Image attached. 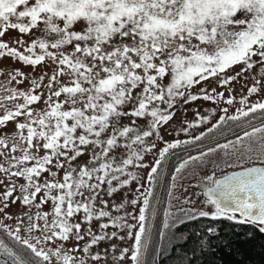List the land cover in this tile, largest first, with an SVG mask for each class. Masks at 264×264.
<instances>
[{"label": "snow or ice", "instance_id": "6c2138e0", "mask_svg": "<svg viewBox=\"0 0 264 264\" xmlns=\"http://www.w3.org/2000/svg\"><path fill=\"white\" fill-rule=\"evenodd\" d=\"M33 30L42 35L25 45L20 35H31ZM12 31L20 35L5 41L3 38ZM13 44L25 48L21 51ZM0 58L28 66L40 65L48 58L57 66L47 84L50 95L44 100L46 111L34 113L31 108L43 98L35 92L41 87L35 80L29 91L0 84L4 92L0 96V186L4 188L0 192V213L17 200L37 209L34 216L25 213L28 224L23 230L27 237L20 235L22 220L14 229L7 224H0V228L36 258L35 264H99L103 257L90 250L101 241L117 237L118 232L100 235L90 225L108 218V222L98 224L99 229L111 225L126 230L134 240L132 264H143L141 249L146 244L142 238L151 190L139 192L138 187L137 198L121 199L119 203H110L104 197H114L130 183H139L137 173L128 169L149 167L143 163V153L151 152L155 144H147L145 138L154 133L159 137L158 127L173 118L168 109L174 107L175 98H182L184 103L224 98L222 92L211 94L215 88L211 92L201 88L202 96L189 89L209 78L228 85L243 72L254 71L255 66H259L261 78L247 89L248 94L264 89V0H0ZM235 67L240 71L229 75ZM14 71L5 75L9 82L19 84L17 77L23 73ZM60 77L68 78L70 84ZM233 102L234 98L226 100L229 105ZM239 103L248 104L247 97ZM158 104L167 107L162 109ZM223 111L227 113L228 109ZM258 111L264 114V100L250 104L247 110L238 108L239 115L220 116L219 120L236 121ZM148 117L147 130L139 129L135 119L132 126L122 123L124 118ZM202 119L207 122L208 118ZM9 124L13 125L10 134L4 131ZM257 134L264 141V123L245 131L235 143ZM181 143L191 141L176 140L159 150L160 159L147 173L149 181L165 154ZM231 144L217 147L228 149ZM122 148L127 155L118 159ZM214 151L210 148L201 156H190L175 173ZM60 171L63 175L57 178ZM42 173L53 179L39 182ZM172 179L175 181L177 175ZM206 179L211 186H204L206 199L199 202L201 206L197 208L196 202L185 199L183 204L192 207H181V213L191 220L209 218L252 225L264 234V167H246L222 179L211 175ZM17 188L20 196L13 198ZM48 202L51 212L41 211ZM129 204L138 207V216L126 211ZM113 211L124 214L112 215ZM126 217L136 223H129ZM85 223L89 227H83ZM207 232L217 237L216 227H209ZM219 243L222 249H230L233 241L220 238ZM199 245L202 250L210 249L211 240L202 238ZM0 250L12 258V264H32L31 259L17 255L3 241ZM128 252V248L122 249L118 259H125Z\"/></svg>", "mask_w": 264, "mask_h": 264}, {"label": "rangeland", "instance_id": "374dc122", "mask_svg": "<svg viewBox=\"0 0 264 264\" xmlns=\"http://www.w3.org/2000/svg\"><path fill=\"white\" fill-rule=\"evenodd\" d=\"M18 35H20L18 32L12 31L9 32L3 39L5 41L14 40ZM40 35H42V33L33 30L31 35L23 34L20 35V38L25 41L26 45L30 44L31 39ZM25 45L13 44L12 46H15L19 50L23 51ZM35 52L40 54L39 49H36ZM56 67L57 66L48 58L37 66H28L24 65L22 62H17L16 60L0 58V84H3L7 88H16L19 91H29L34 88L32 81L35 80L36 83L41 86L40 88L35 89V92L42 94L43 98L41 101L33 104L31 108L34 110V113H39L42 110L46 111L48 108L44 103V100H46L50 95V92L47 89V84L49 83V78L53 75ZM17 69L23 73V75L17 77V79L20 80V83L16 84L15 82H9L5 74L7 72L15 74L14 70ZM238 71H240V68L235 67L229 75H235ZM41 76L44 77L43 80L40 79ZM260 78V68L259 66H255L254 71L248 70L243 72L241 76L237 77L236 80L231 81L228 85H220L216 80L209 78L207 82H201V84L189 89L192 94L202 96L200 93L201 88H205L209 92H211L212 88H215L216 92L211 94L216 96V93L222 92L224 93V98L217 97L216 100H204L202 98H198L197 100L189 101L188 103H184L182 98H175L176 102L174 107L168 109V111L172 112L173 118L168 123H162L158 127L157 131L159 132V137H157L154 133L153 136L145 138V142L147 144H155V148H153L151 152L143 153V163L149 165V167L135 168L130 166L128 169V171L137 173L139 183H130L120 193L115 194L114 197H104L109 200L110 203H119L121 199L130 200L137 198L139 196V192H145L150 189L152 195L147 197L149 200V206L145 212L146 232L162 167L166 161L165 172L158 198L157 211L155 214L157 222L156 234L153 235L151 239L153 246L166 239L174 238L176 233H174L173 227L180 221L188 219V217L181 213L179 209L181 207H192V205H184L183 200L189 199L196 202L195 206L197 208L201 206L199 202L206 198L203 196L202 191L198 188V184L210 185L206 179L207 176L211 175L215 178L230 170L241 169L251 165L264 166V163H262V161H264V147H262L264 141H261L260 134H257L252 138H244L240 144L235 143L237 138L242 137L245 131L250 132L252 127H260L262 123H264V114L258 111L257 113H250L248 117H241L236 121L225 119L221 122L219 120L220 116L239 115L237 112L238 108L243 107L247 110V107L250 104L259 100H264V89H261L257 93H253L251 95H249L247 91L249 87L253 86L255 80ZM60 79L63 83L70 84L68 78L60 77ZM56 87H58V85ZM3 94V90L0 89V96ZM243 97H247L248 104L241 105L239 103L240 99ZM228 98H234L233 104L229 105L226 103ZM56 99L57 98L53 97V100ZM60 99L62 100L63 96ZM19 102H22V99ZM158 106L162 109L167 107V105L164 104H158ZM225 108L228 109L227 113L223 111ZM205 116L208 118L207 122H204L202 119ZM132 119L136 120L139 129L147 130V120H150L151 118H124L122 123L132 126ZM198 119L200 122L196 124ZM20 120L21 122H24L23 117H21ZM190 123L196 124V126L189 127ZM213 125H216V127L213 128ZM209 128H212V131L209 132ZM4 131L10 134L13 131V125L9 124ZM196 136H201V138L199 140H195L194 138ZM176 140L191 141V143H181L178 147L170 149L165 154V157L161 159L157 173L153 174V180L149 181L147 179V173L150 171L152 166H156L155 160L160 159L159 150L166 147L168 143H174ZM230 141L233 142V144H231L228 149H221L217 147L218 145L228 144ZM121 143H123V141H121ZM136 147V145H133L134 149ZM210 148L216 149V151L209 153L206 156H202L201 159L197 161H190L181 173H175L176 167L181 162L188 159L190 156H201V153H208ZM126 155V150L122 148L118 151L117 158L119 159L121 156ZM79 162L83 163L84 161L81 159ZM52 170L55 171L56 169L53 167ZM62 175V171L58 172L57 178L62 177ZM173 175H177V179L175 181L172 179ZM45 178L49 180L53 179L47 173H42L39 178V182H43ZM19 182L23 183V181ZM173 185H175V187H173ZM138 187L139 192H136L135 189ZM3 190V186H0V192ZM19 196L20 192L17 188L13 198H18ZM138 203L142 206L141 200H138ZM0 207H3V205L0 204ZM51 208V202H48L42 205L41 211L51 212ZM125 208L132 216H138V207L134 208L129 204L126 205ZM36 211L37 209L34 207L30 209L29 207L24 206L19 202V200H17V203L14 204L9 202V206L4 209V212L0 213V224H7L9 227L14 229L18 222L22 220L23 223L20 224V235L27 237L28 233L23 230L28 224L25 213L30 212L34 216ZM166 213H168V215H166ZM123 214V211L120 213H116L115 211L112 212V215ZM6 215L11 216L12 219H6ZM126 219L129 223H136V221L132 220L131 217H126ZM105 222H108V218H102L99 222L93 221L90 225L93 232L103 235L105 231L109 234L116 231L118 232V236L113 237L110 240L106 239L99 242L98 245H94L90 251L93 254L97 252L101 254L103 259L99 262V264H132L130 257L134 240L127 235L126 230L116 229L111 225L106 230L99 229L98 224ZM165 223L168 224L167 228L164 227ZM82 226L85 228L89 227L86 223ZM32 235L35 236L38 235V233H33ZM120 236H123L124 238L120 239ZM0 237L7 243L13 252L26 260L31 259L32 264H35L36 258L32 257L31 253L22 245L8 237L2 228H0ZM85 239L87 240L88 237ZM143 239L144 237L142 238V243ZM66 246L70 247L71 244L67 243ZM124 248H128L129 252L125 254V259L120 260L118 257L120 256L121 250ZM2 261H7V264H12V258L0 250V262Z\"/></svg>", "mask_w": 264, "mask_h": 264}, {"label": "trees", "instance_id": "16d2710c", "mask_svg": "<svg viewBox=\"0 0 264 264\" xmlns=\"http://www.w3.org/2000/svg\"><path fill=\"white\" fill-rule=\"evenodd\" d=\"M156 219L146 244L143 264H264V234L252 225H238L227 220L213 221L209 218L184 219L174 227V238L153 246ZM217 228V237L207 232ZM251 234L249 237L246 234ZM210 239L211 247L201 249L199 241ZM233 241L230 249L220 247L219 239ZM241 240L247 241L241 243Z\"/></svg>", "mask_w": 264, "mask_h": 264}, {"label": "water", "instance_id": "95a60500", "mask_svg": "<svg viewBox=\"0 0 264 264\" xmlns=\"http://www.w3.org/2000/svg\"><path fill=\"white\" fill-rule=\"evenodd\" d=\"M253 166L264 167V166H260V165H251V166H247V167H253ZM165 167H166V161L163 164L161 175H160V179H159L158 186H157V189H156V194H155V198H154V201H153V205H152V209H151V213H150V217H149V222H148L147 229H146V232H145V236H144V239H143V243L144 244H147V242L149 240V237H150V234H151V231H152L153 222H154L155 214H156V211H157L160 187H161L162 180H163V175H164V172H165ZM244 168H246V167H244ZM242 169L243 168L227 171L226 173H224L222 175H219V176L215 177L214 179H222L224 175H228V174H231L233 171H240ZM204 186H205L204 184H198V188L202 191V193L204 191ZM207 186H211V185H207ZM0 241H3L7 245V243L1 237H0ZM144 251H145V247H143L141 249V260L142 261H143Z\"/></svg>", "mask_w": 264, "mask_h": 264}]
</instances>
